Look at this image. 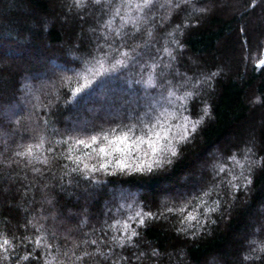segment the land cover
<instances>
[{"label":"trees","instance_id":"16d2710c","mask_svg":"<svg viewBox=\"0 0 264 264\" xmlns=\"http://www.w3.org/2000/svg\"><path fill=\"white\" fill-rule=\"evenodd\" d=\"M120 1L0 0V264H264V0Z\"/></svg>","mask_w":264,"mask_h":264},{"label":"snow or ice","instance_id":"6c2138e0","mask_svg":"<svg viewBox=\"0 0 264 264\" xmlns=\"http://www.w3.org/2000/svg\"><path fill=\"white\" fill-rule=\"evenodd\" d=\"M85 0H78V3H84ZM95 2L97 4H99L101 2V0H95ZM133 2V0H125V3L131 4ZM188 3V0H174V6L175 7H179L180 3ZM155 3V0H138V2L136 3V8L139 11H143L144 9H148L151 8V6ZM117 15H119V9H117ZM151 33H149L150 35ZM117 35H119V33H117ZM166 54L171 58L174 59V57L171 56V53L167 51V49L165 50ZM125 56H129V53H124ZM119 63H121L122 65H124L126 67V64H124L123 61H120ZM147 86L149 87H156V85L154 84L153 80L151 77H149L148 81L146 82ZM170 98L174 97V93H170ZM177 99H181L183 100L184 98H177ZM161 111H158L155 113V115H151V114H146L144 117L139 118L137 121L135 122H130L129 124H125V125H118L116 127L111 128L109 131L106 132H101V134L99 135H92L91 136V144L86 143V141L84 139H79L77 141V143L79 145H83L84 147H91L92 145H96L99 144L101 142V140L106 141L107 145L106 146H101L99 147L98 151L94 149V151H96V155L98 157H100L101 159H103L104 157H110L113 156L114 153H122L127 155L130 151H131V145L128 144V141L130 140L131 136L129 135L130 133H135L137 130L141 131V132H145V134H148L150 132L153 131V127L158 124L161 121V118L164 116L166 109L164 108L163 105L160 106ZM205 115H207V112H205ZM117 128L121 129L122 134L117 135ZM124 129H127V131H124ZM110 136L114 137L110 139ZM160 137H159V133H156V139L153 140L151 136H149V139L145 140L143 138L138 139L137 141H135V143L137 145L139 144H145L148 146V148L151 150L152 154H156L159 151H164L167 152L168 149L167 147L161 149L158 147V141H159ZM121 145H124V147L122 148ZM31 151V150H29ZM172 154H175L174 152ZM149 155L148 151L144 152V156L147 157ZM119 159V158H117ZM78 163V162H77ZM111 167V163H103L101 162L99 164V167H95L93 166L92 171L93 172H98V171H107V169H109ZM119 167H120V171L121 173H127V172H151L152 169V165L148 164L147 166H145L144 163H141L140 165L133 167L130 164H125L123 161L119 162ZM85 168H87V165H85ZM73 171H75L76 169H72ZM108 174H114V173H108ZM233 187H235L233 185ZM171 211V209H170ZM137 217L141 216V213L137 212L135 214ZM148 216H151V214H147ZM194 218V217H192ZM144 220L140 219L139 220V224L143 225ZM138 235V233L135 231V229H133L131 231V233L128 236V240L125 241L123 239V237L117 238V237H112V241H114L119 247H124L125 243H131L132 239L134 237H136ZM37 244H39V241L36 242ZM93 243H96L95 241H93ZM11 245V241H9L8 239H3L2 243H0V254L3 255V258L7 259L8 256V252H9V246ZM23 259H28L27 256L23 257ZM54 260V258H53ZM49 264H51V261L49 262ZM113 264H116L115 261H113Z\"/></svg>","mask_w":264,"mask_h":264},{"label":"rangeland","instance_id":"374dc122","mask_svg":"<svg viewBox=\"0 0 264 264\" xmlns=\"http://www.w3.org/2000/svg\"><path fill=\"white\" fill-rule=\"evenodd\" d=\"M120 2H121L120 5H121L122 7H124L125 5L128 4V3H125V1H123V0H121ZM65 72H66V71H65ZM65 72H64V73H65ZM172 100H173V99H172ZM166 103H168L169 105L176 106V105L173 103V101H172V103H170V99H169V98H167ZM78 125H79V124H78ZM80 126H82V125H80Z\"/></svg>","mask_w":264,"mask_h":264}]
</instances>
